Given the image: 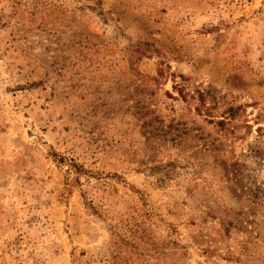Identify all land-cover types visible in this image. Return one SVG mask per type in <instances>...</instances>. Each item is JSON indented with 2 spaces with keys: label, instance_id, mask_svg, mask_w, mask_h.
Returning a JSON list of instances; mask_svg holds the SVG:
<instances>
[{
  "label": "rangeland",
  "instance_id": "rangeland-1",
  "mask_svg": "<svg viewBox=\"0 0 264 264\" xmlns=\"http://www.w3.org/2000/svg\"><path fill=\"white\" fill-rule=\"evenodd\" d=\"M0 264H264V0H0Z\"/></svg>",
  "mask_w": 264,
  "mask_h": 264
}]
</instances>
